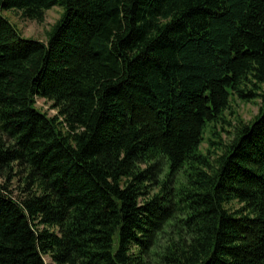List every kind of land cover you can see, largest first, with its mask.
Segmentation results:
<instances>
[{
	"label": "trees",
	"instance_id": "trees-1",
	"mask_svg": "<svg viewBox=\"0 0 264 264\" xmlns=\"http://www.w3.org/2000/svg\"><path fill=\"white\" fill-rule=\"evenodd\" d=\"M1 181L0 264H264V0H0Z\"/></svg>",
	"mask_w": 264,
	"mask_h": 264
},
{
	"label": "rangeland",
	"instance_id": "rangeland-1",
	"mask_svg": "<svg viewBox=\"0 0 264 264\" xmlns=\"http://www.w3.org/2000/svg\"><path fill=\"white\" fill-rule=\"evenodd\" d=\"M62 14V9L59 7H55L52 10L46 12L45 19L43 23L26 21L21 18V15L17 12H8L4 15L10 20V22L19 29L20 33L24 38L34 39L46 42L47 33L51 29V27L60 19ZM233 109L240 114L245 122H250L259 112L260 102H254L250 104H245L242 102H234L232 103ZM37 106L40 110L45 113H48L51 116L57 115L56 111L52 110V104L48 103L42 99L37 100ZM229 120L231 118L229 117ZM232 131V130H230ZM224 137L227 138V133H224ZM206 139L210 138V134H206ZM208 143H205L202 147L206 149ZM4 183V182H0ZM12 191L14 192V196L19 198L21 195V190L18 188L16 181L13 183ZM46 264H53L50 258H46Z\"/></svg>",
	"mask_w": 264,
	"mask_h": 264
}]
</instances>
